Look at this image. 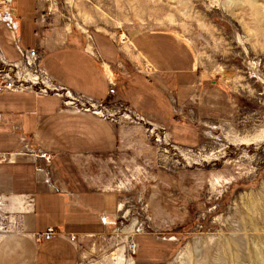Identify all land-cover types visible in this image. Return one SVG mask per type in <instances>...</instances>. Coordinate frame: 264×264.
<instances>
[{
  "label": "rangeland",
  "instance_id": "obj_1",
  "mask_svg": "<svg viewBox=\"0 0 264 264\" xmlns=\"http://www.w3.org/2000/svg\"><path fill=\"white\" fill-rule=\"evenodd\" d=\"M44 1L58 26L113 42L111 33L116 47L169 31L197 60L195 98L175 104L163 92L153 115L118 94L87 110L60 85L26 80V60L0 65V90L59 94L82 115V172L125 204L105 232L78 238L79 264H109L121 247L134 264H264V0ZM3 29L2 49L17 59Z\"/></svg>",
  "mask_w": 264,
  "mask_h": 264
},
{
  "label": "crops",
  "instance_id": "obj_2",
  "mask_svg": "<svg viewBox=\"0 0 264 264\" xmlns=\"http://www.w3.org/2000/svg\"><path fill=\"white\" fill-rule=\"evenodd\" d=\"M14 6L20 46L37 49L38 68L54 85L98 102L118 94L138 109L151 106L149 115L161 109L163 92L175 104L195 98L197 60L177 35L142 31L116 47L111 33L113 42L58 26L43 15L44 0ZM0 27L18 55L11 60L3 50L5 58L20 61L10 31ZM65 104L59 94L0 90V264H79L78 238L105 232L120 212L118 196L92 186L82 172L89 153L82 148L83 117ZM104 134L110 137V129ZM49 227L57 235L38 241L35 236Z\"/></svg>",
  "mask_w": 264,
  "mask_h": 264
},
{
  "label": "built area",
  "instance_id": "obj_3",
  "mask_svg": "<svg viewBox=\"0 0 264 264\" xmlns=\"http://www.w3.org/2000/svg\"><path fill=\"white\" fill-rule=\"evenodd\" d=\"M17 0H0V26L3 25L7 31H10V35L12 36V40L14 43H16L17 49L21 55L22 61H27V64L31 67V70L35 73H37L42 78H45L49 81L47 76L38 68V61H39V53L37 49L31 48V49H24L20 46V37L18 35L19 25L17 22V17L15 14V3ZM17 62H9L4 54L2 49V41L0 39V65L6 64L9 66H16ZM50 82V81H49ZM67 93H72L73 98H77L79 100H85L87 103H89V107L87 109L98 108V105H101L102 102L94 101L88 97H85L81 94L72 92L68 89H66ZM57 235V231L53 227H49L45 232L39 233L35 236V238L38 241H46L49 240ZM71 240L75 241L77 240L76 236H71Z\"/></svg>",
  "mask_w": 264,
  "mask_h": 264
},
{
  "label": "bare ground",
  "instance_id": "obj_4",
  "mask_svg": "<svg viewBox=\"0 0 264 264\" xmlns=\"http://www.w3.org/2000/svg\"><path fill=\"white\" fill-rule=\"evenodd\" d=\"M238 0H231V3H234ZM23 64V61L20 60L16 63V66H20ZM28 69V72L26 73V80L30 81L31 83L33 84H39V83H42L44 85H46L47 87H51V85L49 84V81L46 80L45 78H42L41 76H39L37 73L33 72L32 70H30L29 68ZM68 97H74L72 93H67ZM68 103L70 104H73V102H70L68 101ZM88 110V109H87ZM95 113L99 114L100 111H96L95 110ZM142 119V118H141ZM257 139V138H256ZM178 147V146H176ZM184 154V153H182ZM189 155V154H188ZM182 156V155H181ZM189 157V156H188ZM177 165V164H176ZM2 197V196H1ZM15 197H18V196H13L11 197L12 200L14 201H18L19 198H15ZM5 198V197H4ZM6 200V198H5ZM4 200V201H5ZM3 201V200H1ZM3 203V202H2ZM16 203V202H15ZM5 204V203H3ZM14 207V205H13ZM125 204L123 202H120L119 203V211L120 212H123L125 211ZM133 224H130V225H127L124 227L123 229V234L126 238H130L132 237V234H133V231H134V228L132 226ZM2 229V228H1ZM2 231V230H1ZM124 245V244H123ZM253 245V244H252ZM127 246V245H126ZM125 251H126V247H121L118 252L115 254L114 257H112L111 261L109 262V264H134L133 262V259L131 258H127L126 255H125ZM251 258H248V259H243L242 258V264H251Z\"/></svg>",
  "mask_w": 264,
  "mask_h": 264
}]
</instances>
